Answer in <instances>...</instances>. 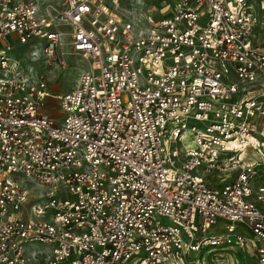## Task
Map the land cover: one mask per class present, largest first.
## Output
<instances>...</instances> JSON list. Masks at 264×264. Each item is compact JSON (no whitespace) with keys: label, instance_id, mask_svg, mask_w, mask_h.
<instances>
[{"label":"built area","instance_id":"obj_1","mask_svg":"<svg viewBox=\"0 0 264 264\" xmlns=\"http://www.w3.org/2000/svg\"><path fill=\"white\" fill-rule=\"evenodd\" d=\"M39 1L0 0V264H264V20L249 0ZM24 54L87 66L54 94Z\"/></svg>","mask_w":264,"mask_h":264},{"label":"rangeland","instance_id":"obj_2","mask_svg":"<svg viewBox=\"0 0 264 264\" xmlns=\"http://www.w3.org/2000/svg\"><path fill=\"white\" fill-rule=\"evenodd\" d=\"M41 1V2H40ZM39 6L41 9L47 10L49 1L40 0ZM106 3L111 4L112 0H103ZM145 1V0H140ZM149 5L154 3L157 4L159 0H146ZM52 2H59V0H53ZM136 2V0H120L121 6L123 9L128 8L131 3ZM249 3L253 5L255 13L258 17L264 20V0H249ZM41 4V5H40ZM151 7V6H148ZM259 39V38H258ZM19 49H25L26 47L18 45ZM25 58V66L31 67L35 73L39 76H43L48 82L50 87H52L55 94H65L72 91L77 82L79 71L81 69H85L87 64L81 61L78 58H68V66L63 69L58 66H50L47 67L43 64V62H38L33 64L27 59V55H23ZM181 150H185L186 148L194 147L192 143V137L187 136L185 141L179 145ZM210 180V177L207 179ZM257 185H260L264 182V169H260L259 175L255 180ZM164 222H167L166 220ZM227 223L223 220H219L215 226L211 228L209 231V235H215L223 233L225 230ZM238 232L245 234V236H251L249 232L245 231V228L237 225ZM35 250H43L44 247L39 246L34 248ZM237 253V254H236ZM235 254L233 252H216L211 255L210 254H198V257H202L204 255V264H255L253 257L244 252L237 251ZM189 262V261H188Z\"/></svg>","mask_w":264,"mask_h":264},{"label":"crops","instance_id":"obj_3","mask_svg":"<svg viewBox=\"0 0 264 264\" xmlns=\"http://www.w3.org/2000/svg\"><path fill=\"white\" fill-rule=\"evenodd\" d=\"M27 1H31V0H27ZM47 1H49L48 9L44 10V9L40 8L42 12H46V11L50 12L51 11L50 7H59L61 5V3H62V0H59V2H52L53 0H47ZM50 88H51L52 92L55 94V92L53 91L52 87H50Z\"/></svg>","mask_w":264,"mask_h":264},{"label":"bare ground","instance_id":"obj_4","mask_svg":"<svg viewBox=\"0 0 264 264\" xmlns=\"http://www.w3.org/2000/svg\"><path fill=\"white\" fill-rule=\"evenodd\" d=\"M41 2V1H40ZM41 5V4H40Z\"/></svg>","mask_w":264,"mask_h":264},{"label":"trees","instance_id":"obj_5","mask_svg":"<svg viewBox=\"0 0 264 264\" xmlns=\"http://www.w3.org/2000/svg\"><path fill=\"white\" fill-rule=\"evenodd\" d=\"M255 264H257V263H255Z\"/></svg>","mask_w":264,"mask_h":264}]
</instances>
